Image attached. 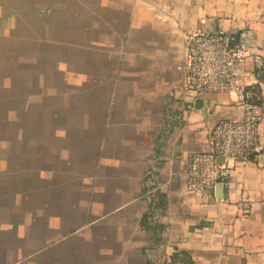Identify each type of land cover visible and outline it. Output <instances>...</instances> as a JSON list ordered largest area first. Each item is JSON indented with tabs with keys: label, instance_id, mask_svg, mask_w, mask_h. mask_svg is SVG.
I'll return each mask as SVG.
<instances>
[{
	"label": "crops",
	"instance_id": "obj_1",
	"mask_svg": "<svg viewBox=\"0 0 264 264\" xmlns=\"http://www.w3.org/2000/svg\"><path fill=\"white\" fill-rule=\"evenodd\" d=\"M25 6L0 121V264H168L177 250L195 264H264V118L261 154L231 162L221 199L186 191L191 154L241 115L226 94L186 107L187 36L233 32L264 53V0ZM250 77L264 99V71Z\"/></svg>",
	"mask_w": 264,
	"mask_h": 264
},
{
	"label": "built area",
	"instance_id": "obj_2",
	"mask_svg": "<svg viewBox=\"0 0 264 264\" xmlns=\"http://www.w3.org/2000/svg\"><path fill=\"white\" fill-rule=\"evenodd\" d=\"M186 47L187 85L192 97L186 107L194 109L195 97L205 98L210 104L211 96L226 94L241 111L240 116L216 121L210 130L211 149L189 158L186 191L208 197L230 175L231 162L251 161L263 150L260 129L264 99L250 75L251 69L257 74L264 71V53L245 46L236 33L205 29L189 34ZM149 176V186H153L154 175ZM154 192V187L150 188L149 198Z\"/></svg>",
	"mask_w": 264,
	"mask_h": 264
},
{
	"label": "rangeland",
	"instance_id": "obj_3",
	"mask_svg": "<svg viewBox=\"0 0 264 264\" xmlns=\"http://www.w3.org/2000/svg\"><path fill=\"white\" fill-rule=\"evenodd\" d=\"M14 2V3H13ZM36 2V0H35ZM39 4L41 1L38 2ZM26 0H0V121H8L10 119L9 105L11 104L10 96V43L13 40V46L17 47L21 60H24L25 54V31L26 24ZM36 5V4H35ZM31 7V1H30ZM17 10V11H16ZM24 10V11H23ZM21 27L22 32L11 34L9 29L10 16ZM14 16V17H13ZM23 28V29H22ZM20 30V29H18ZM18 36V37H17ZM21 51V52H20ZM15 56L11 55V60ZM15 66V65H14Z\"/></svg>",
	"mask_w": 264,
	"mask_h": 264
},
{
	"label": "trees",
	"instance_id": "obj_4",
	"mask_svg": "<svg viewBox=\"0 0 264 264\" xmlns=\"http://www.w3.org/2000/svg\"><path fill=\"white\" fill-rule=\"evenodd\" d=\"M149 188L146 190L148 191ZM153 207H159V204L152 203ZM149 217H152V207H151V212L145 216H143L141 223L142 226L145 227V223ZM159 228L163 229L162 226H159ZM155 233L157 232L156 228L153 229ZM162 242V239L160 236L157 235V244H160ZM168 264H195L192 256L190 253H188L185 250H177L171 257V261Z\"/></svg>",
	"mask_w": 264,
	"mask_h": 264
},
{
	"label": "water",
	"instance_id": "obj_5",
	"mask_svg": "<svg viewBox=\"0 0 264 264\" xmlns=\"http://www.w3.org/2000/svg\"><path fill=\"white\" fill-rule=\"evenodd\" d=\"M244 36V34H242V37ZM195 107L199 108V109H207L209 107V101L205 98H197L195 101ZM222 158V157H221ZM220 159V161H222L223 159ZM229 178L225 177L221 182L218 183V185L216 186V195L218 198H222L221 195H219V191H223L224 187H225V183L228 182Z\"/></svg>",
	"mask_w": 264,
	"mask_h": 264
}]
</instances>
